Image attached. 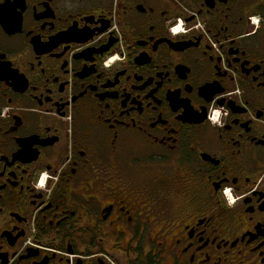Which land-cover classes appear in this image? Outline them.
<instances>
[{
	"label": "flooded vegetation",
	"instance_id": "1",
	"mask_svg": "<svg viewBox=\"0 0 264 264\" xmlns=\"http://www.w3.org/2000/svg\"><path fill=\"white\" fill-rule=\"evenodd\" d=\"M0 264H264V0H0Z\"/></svg>",
	"mask_w": 264,
	"mask_h": 264
}]
</instances>
